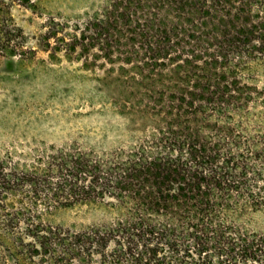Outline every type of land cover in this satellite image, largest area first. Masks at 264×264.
<instances>
[{"label":"trees","instance_id":"obj_1","mask_svg":"<svg viewBox=\"0 0 264 264\" xmlns=\"http://www.w3.org/2000/svg\"><path fill=\"white\" fill-rule=\"evenodd\" d=\"M0 0V53H34ZM104 67L102 107L128 143L48 147L0 161V264H264L263 93L243 74L264 59V0H97L81 21L51 17L38 38ZM260 124V125H258ZM84 208L86 222H54Z\"/></svg>","mask_w":264,"mask_h":264},{"label":"rangeland","instance_id":"obj_2","mask_svg":"<svg viewBox=\"0 0 264 264\" xmlns=\"http://www.w3.org/2000/svg\"><path fill=\"white\" fill-rule=\"evenodd\" d=\"M96 1L35 0L34 9L13 8L14 20L34 53L26 58L0 53V161H29L51 146L74 144L100 152L130 141L123 120L102 107L106 97L98 77L107 66L86 69L61 52L50 59L37 44L51 17L69 24L81 21ZM243 74L263 89L255 112L264 129V59L252 61ZM248 215L249 229L264 233V206ZM90 217L84 208L75 207L58 211L53 220L67 225ZM6 264L17 263L8 257Z\"/></svg>","mask_w":264,"mask_h":264}]
</instances>
